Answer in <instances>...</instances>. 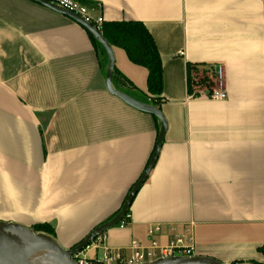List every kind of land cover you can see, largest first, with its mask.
<instances>
[{"label": "crops", "instance_id": "0c3cea01", "mask_svg": "<svg viewBox=\"0 0 264 264\" xmlns=\"http://www.w3.org/2000/svg\"><path fill=\"white\" fill-rule=\"evenodd\" d=\"M104 23L137 20L157 47L161 91L124 49L112 85L160 108L166 130L124 226L82 252L129 256L191 236L196 255L264 264V0H79ZM107 54L77 21L0 0V220L48 223L63 247L114 216L146 167L159 120L105 88ZM188 65L223 67L224 100L191 97Z\"/></svg>", "mask_w": 264, "mask_h": 264}, {"label": "water", "instance_id": "95a60500", "mask_svg": "<svg viewBox=\"0 0 264 264\" xmlns=\"http://www.w3.org/2000/svg\"><path fill=\"white\" fill-rule=\"evenodd\" d=\"M41 5L66 14L80 23L103 47L107 54V68L105 73L106 90L120 98L131 107L154 115L160 122L159 131L156 138L153 153L144 168L137 182L132 186L126 195L117 213L95 226L86 236L74 246L63 247L53 236L36 232L31 227L19 222H7L0 220V264H80L72 256L85 249L97 236L117 225L128 212L129 207L141 187L148 177L154 165L166 130V121L160 108L154 104L143 102L133 98L123 91L117 90L112 85V75L114 72V54L111 44L102 36L100 31L89 23H86L79 16L64 8H61L48 0H33ZM138 264H236L226 263L207 255L191 256H170L160 257L151 261Z\"/></svg>", "mask_w": 264, "mask_h": 264}, {"label": "built area", "instance_id": "2783aa9c", "mask_svg": "<svg viewBox=\"0 0 264 264\" xmlns=\"http://www.w3.org/2000/svg\"><path fill=\"white\" fill-rule=\"evenodd\" d=\"M48 1L70 12H73L86 23L91 24L99 31L104 24V17L102 15H96L90 7L79 0ZM198 69L199 68L196 66L194 69H192V71H197ZM205 70L209 71L211 76L213 75L214 79H212L210 76V78H203L205 81L202 82L201 78L196 76V74L191 71L189 79L191 89V91L189 90L190 96L202 97L210 100H224L226 98V90L223 80V67L221 65H216L213 68L206 67ZM129 218L130 215L129 212H127L118 225L124 226ZM161 231L160 224H154L152 227H150L147 231L149 244L147 246L141 247L134 242L132 244L133 251L129 256L124 255L121 251L105 249L102 255L93 256L91 262L87 259L85 261L77 260V262L80 264H92V261L94 264H138L160 257L195 255V245L191 236L175 235L169 239L167 243L161 244L156 238L157 235L161 233ZM75 255L76 254L72 256L73 259L75 258Z\"/></svg>", "mask_w": 264, "mask_h": 264}, {"label": "trees", "instance_id": "16d2710c", "mask_svg": "<svg viewBox=\"0 0 264 264\" xmlns=\"http://www.w3.org/2000/svg\"><path fill=\"white\" fill-rule=\"evenodd\" d=\"M100 33L111 45L124 49L130 61L144 66L148 70L146 79L148 92L151 94L160 93L162 84L161 60L154 40L144 24L137 20L112 21L104 23ZM90 36L92 41L104 51L101 44L91 34ZM195 67V65H188L189 72ZM189 79L190 75L188 76V84L191 91ZM204 81L205 79H202V82ZM34 230L48 234L53 233L51 228L44 224L34 226Z\"/></svg>", "mask_w": 264, "mask_h": 264}, {"label": "rangeland", "instance_id": "374dc122", "mask_svg": "<svg viewBox=\"0 0 264 264\" xmlns=\"http://www.w3.org/2000/svg\"><path fill=\"white\" fill-rule=\"evenodd\" d=\"M192 72H194L195 74H196V76H198V77H200L201 78V80L203 79V78H210V76H211V74L209 73V71H206L205 69H201V67L197 70V71H192ZM193 73V74H194ZM211 78L212 79H214V77H213V75L211 76ZM39 224H44V225H46V226H48L49 228H51V230H52V234H49V235H51V236H53L55 233H54V229L51 227V225L50 224H48V223H46V222H44V223H38V224H35L34 226H36V225H39ZM34 226L33 227H31L33 230H34ZM35 231V230H34ZM36 232H43V231H36ZM44 233H46V232H44ZM48 234V233H47ZM54 237V236H53ZM96 238H98V236L96 237ZM56 239V238H55ZM94 241H95V239L88 245L89 247L94 243ZM79 242V240H77L76 242H74L73 244H71L70 245V247H72L74 244H76V243H78ZM87 246V247H88ZM85 248V249H83L81 252H79V253H77L76 255H75V260L77 261H79V260H81V261H85L86 259L87 260H90V262H91V259H92V257H90V258H87V257H85V255H83L82 254V252L84 251V250H86V249H88V248ZM94 256H100V255H94ZM92 264H94L93 263V261H92Z\"/></svg>", "mask_w": 264, "mask_h": 264}, {"label": "bare ground", "instance_id": "6f19581e", "mask_svg": "<svg viewBox=\"0 0 264 264\" xmlns=\"http://www.w3.org/2000/svg\"><path fill=\"white\" fill-rule=\"evenodd\" d=\"M69 248V247H68Z\"/></svg>", "mask_w": 264, "mask_h": 264}]
</instances>
